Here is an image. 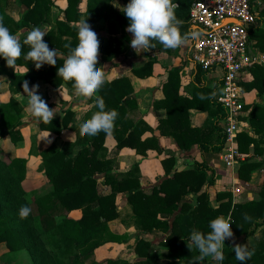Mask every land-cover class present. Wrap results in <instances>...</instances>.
Returning <instances> with one entry per match:
<instances>
[{
	"label": "trees",
	"instance_id": "trees-1",
	"mask_svg": "<svg viewBox=\"0 0 264 264\" xmlns=\"http://www.w3.org/2000/svg\"><path fill=\"white\" fill-rule=\"evenodd\" d=\"M82 0H67V7L63 12V20H58L46 36L44 42L50 49H57L63 55L56 59V66L43 65L39 70L24 56L30 50L21 39L22 55L16 61V66H24L28 74L12 72L8 76L10 91L13 95L23 92L22 84L29 82L31 88L43 81L53 88H60L67 84L73 88L72 81H63L57 76V69L63 66L64 60L78 44L77 22L86 20L92 27L102 19L106 22V29L110 34L105 42L102 35L97 34L99 52L97 67L111 63L114 58L125 52V44L118 39L122 35L128 40L126 28L130 21L123 13V9L114 6V0H88L85 12L80 9ZM126 5L130 0H122ZM26 7L22 21H17L6 12L10 7V0L0 1V17L10 33L16 35L23 28L33 29L51 22L53 0H20ZM178 7L175 9L177 19L183 21L180 27L182 35L190 34L189 13L194 0H172ZM257 4V0H251ZM258 5V4H257ZM259 6V22L252 28V38L256 46L264 53V0ZM154 48L149 51L170 49L164 48L157 41H152ZM6 61L0 58V72L8 73L4 67ZM154 61L134 69V73L147 78L153 74ZM179 68L170 71L164 85L166 97L156 101V108H165L167 117L160 120L159 129L162 135L176 140L181 150L190 151L194 146L201 152V157L192 169L174 170L175 157L169 156L162 160L166 178L151 192L144 191L141 185V170L135 165L125 172L115 168L112 160L105 156V141L108 136L101 131L95 136H82L78 144L82 148L73 157L60 150L55 144L42 151L43 167L50 188L30 200L23 187L26 177L27 159L16 157L5 158L0 149V244L6 243L8 254L25 251L32 264H83L90 260L96 251L108 242H122L126 235L112 231L110 223L120 219L123 223L134 225L138 231L151 233L157 230L169 233L164 246L168 248V264H200L198 251L190 249V235L193 229L208 234L211 229L210 221L227 214L232 217V232L237 236L248 237L264 225V183L256 198H248L245 202L234 204L230 191L219 192L217 197L221 204L214 208L211 204L210 187L217 182L216 170L208 165L205 153H220L226 144V135L219 125L226 113L217 102L214 93L204 86H199L192 99L180 96ZM253 79L242 82L245 92L256 90L264 97V66L255 65L250 70ZM133 86L127 77L114 81H107L97 92L102 97L105 111L116 110L118 117L114 122L113 138L118 149L130 148L143 157L148 150L164 153L157 137L143 139L147 131H153L142 120H136L134 115L138 111L136 100L132 97ZM209 94L211 95L209 98ZM96 102V99H95ZM214 105L215 118L210 126L196 127L191 124L190 110L195 108L212 111ZM99 111L96 104L87 114V119ZM56 115L51 123H39L43 131L60 135L70 127L74 112L71 106ZM20 103L12 97L8 103H0V138L10 137L14 143L23 139L20 127ZM240 119L248 120L255 136L245 131L237 136L240 153H254L262 156L260 161H245L236 168V176L245 182L252 179V173L264 169V105L257 103L244 107ZM87 142V144L85 143ZM227 166V165H226ZM228 167V166H227ZM230 168V167H228ZM99 176L103 184L110 188L108 194L100 192ZM127 195L130 212L118 209L116 199L118 194ZM190 194L195 195V204L186 201ZM27 205L31 212L26 219H21L19 210ZM33 205V206H31ZM82 210L83 216L78 219L69 218V213ZM250 219H245V217ZM131 221L128 222V220ZM223 249L224 260L220 264H241L236 260L232 243L225 240ZM189 246V248L187 247ZM151 243L140 240L136 252L140 257L148 258V264H154L149 257ZM254 254L244 264H264V232L256 237ZM16 256V255H14ZM67 260H65L66 258ZM107 264H129L117 260H108ZM136 264H145L142 261Z\"/></svg>",
	"mask_w": 264,
	"mask_h": 264
},
{
	"label": "crops",
	"instance_id": "crops-1",
	"mask_svg": "<svg viewBox=\"0 0 264 264\" xmlns=\"http://www.w3.org/2000/svg\"><path fill=\"white\" fill-rule=\"evenodd\" d=\"M53 1L54 5H56V7L54 6L55 9L57 8V3L55 0ZM119 2H121L119 6L114 4L113 5L122 10L125 7V4L122 0H120ZM63 3L64 7H67V0H63ZM87 7L88 0L86 3V10ZM86 10L84 9L82 11L85 12ZM58 20H63V17L57 19L55 23H45V25L48 24L52 26L47 30L46 34L54 29V26ZM101 22H103L102 24L106 25L105 20L102 19L101 21L96 23L94 28H98ZM105 28L106 26L103 27L100 32H98L102 35L104 41L107 42L109 41L110 34ZM126 34L128 36V40L123 38L120 34L116 36L125 44V52L114 58L111 63L103 64L104 66L106 65L105 77L109 82L121 77H127L130 80V83L132 84L134 89L132 97L136 100L138 105V111L134 115V117H136V120L144 121L153 129V131H147L144 134L143 139L153 136L157 137L160 146L164 150V153L160 154L157 150H148L147 156L143 157L142 155L137 154L135 150H132L130 148L118 149L116 140L112 135H108L104 145L106 148L104 154L109 160H112L115 168L120 170V172L128 171L135 165H139L141 170L142 188L144 189V191L149 193L155 186L159 185L166 178V172L162 164V160L165 157H175L174 170L176 171L192 169L195 162L198 161L201 157V152L197 148V146H194L190 151L181 150L174 138L162 135L159 129L160 120L167 117V110L165 108H156L154 106V103L156 101H161L166 97L164 92V85L167 82L170 71L174 68H179V76L181 82L179 94L180 96L189 99H192L194 97L199 86L206 87L208 90L214 93L215 97H217L220 91L222 72L219 69H216L215 72L211 73L205 72L201 69V67L197 66L192 61L190 57L191 37L186 44L181 45L175 49H170L169 51H149L148 49H146L140 50L137 53L130 46L132 34L127 31ZM101 55L102 54L99 52L98 59L101 58ZM152 60L154 61L152 76L141 78L134 73V69L142 67ZM20 69H22V67H20ZM252 79L253 77L250 72L246 75V79L244 82H250ZM35 85L39 86V95L42 94V92L48 93L45 102L50 109L56 108V115L62 113L61 111L65 110V107L68 108L69 106H71V109L74 112V116L70 127L64 130L60 135H57L52 132L41 130V128L39 127V123H37L36 120L28 112H26L27 116H25L26 119L24 121L27 122L22 121V130L23 132L26 131V133L24 134L26 139L25 141L29 140L28 138H26L27 132L36 131L39 141H41L42 139H47L49 141V145L47 146V148L55 144L60 150L65 151L68 157L75 156L82 148V144H78V142L80 141L79 139L82 138V136L80 135V125L88 120L87 114L96 104L95 99L97 97V93L92 98L88 99L86 103H82V98L75 97L74 89L70 88L67 84H63L62 87L58 89L53 88L51 85L43 81H40ZM257 95L258 93L256 91L244 92L246 105L254 103L264 105V97H261L259 95L257 97ZM40 96L42 97V95ZM210 96L211 95L209 94V98ZM255 98H257V100ZM211 109L212 111H204L195 108L191 109V124L196 127L212 125L215 118V114L213 111L215 109V106L212 105ZM219 125L221 126V122L219 123ZM242 131L255 136L248 120H244ZM84 136L89 137L90 135ZM85 143L87 144V142ZM3 155L5 158H10L6 155V153L4 154V152ZM243 155L244 158L239 162V164L248 160L260 161L263 158L262 156L254 155L253 152ZM204 158L207 161L208 165L216 170L218 176L216 184L209 188L211 204L214 208H217L221 204V201L218 200L217 197L218 193L223 191H230L229 187L231 186V183L234 184L230 191L233 194L234 204L245 202L248 198L258 197V194L254 190L247 191L245 187H255L256 181H258L259 184L262 183V180H264V169L257 170L255 173L253 172L252 179L249 182H245L240 180L235 174L236 168L239 166V164L234 168H228L221 159V152L205 153ZM41 164L43 163L41 162ZM103 179L104 178L102 176H99V182L101 184L100 192L103 194H108L110 192V188L103 184ZM186 201L194 205L195 195L190 194L186 197ZM116 204L118 206V209L120 211L122 210L124 214H126V212L128 211L130 212V207L127 203V195L125 193L118 194ZM68 216L69 218L78 220L83 216V212L80 209L74 210L70 212ZM223 217H225L226 219L230 217V222L232 223L231 214L223 215ZM129 221H131V219H129L128 222ZM110 226L113 232L121 235H126V239L119 243L108 242L104 246L100 247L96 251L95 255H98V253L102 250L107 249L109 252H111L117 246H124L125 244L129 245L131 243L130 247H128L129 251L121 252L120 257L110 258L108 260H117L121 263L129 264H136L142 261L143 263L148 264V258L140 257L136 252L138 242L140 240H144L151 243V247L149 249V258L153 260L154 264H168V262L170 261L168 257V248L164 246L169 233L163 232L161 230H157L151 233L140 232L134 225L123 223L120 219L111 222ZM263 230L264 225L259 227L254 234L248 237H237L233 233L234 236L233 238H230L229 241L233 246V240L237 244H246L248 250H252L255 247L256 237ZM189 245L192 251L195 249L198 251V249L194 245H191L190 242ZM198 254L200 255L199 251ZM107 261L105 264H107ZM200 264H220V262L212 260L211 257H205L203 260H200Z\"/></svg>",
	"mask_w": 264,
	"mask_h": 264
},
{
	"label": "clouds",
	"instance_id": "clouds-1",
	"mask_svg": "<svg viewBox=\"0 0 264 264\" xmlns=\"http://www.w3.org/2000/svg\"><path fill=\"white\" fill-rule=\"evenodd\" d=\"M178 7L172 0H130L123 8V13L130 21L126 31L132 34L130 46L137 53L140 50L154 48L152 41H157L166 49H175L187 43L190 37L195 38L196 33L180 32L183 21L177 19L175 9ZM78 44L70 51L64 60L63 66L57 69V76L63 81H72L74 96L82 98L86 103L92 98L105 83L106 77L103 67H97L99 55V40L97 34L91 29L86 20L77 22ZM46 33L39 27H34L24 39L23 44L30 50L24 59L32 61L37 70L43 65L56 66V59L63 55L57 49H50L44 42ZM22 55V45L16 35L10 33L4 25L3 17H0V58L6 61L8 68L15 69L16 61ZM38 85L29 87V82L22 84L23 93L27 97L26 111L37 123L49 124L56 116V108L50 109L47 103L38 94ZM96 106L99 111L80 125V135L95 136L103 131L111 135L114 130V122L118 117L116 110L105 111V103L102 97H96ZM50 135V134H49ZM31 212L27 205L21 206L19 216L26 219ZM245 219H250L245 217ZM230 217L219 216L210 221L211 231L204 234L195 229L190 235V243L194 245L200 255L199 259L211 257L216 262L224 260L223 249L225 240L233 238ZM236 260L244 264L250 260L253 252L249 251L246 244H237L233 240ZM189 248V246L187 245Z\"/></svg>",
	"mask_w": 264,
	"mask_h": 264
},
{
	"label": "built area",
	"instance_id": "built-area-1",
	"mask_svg": "<svg viewBox=\"0 0 264 264\" xmlns=\"http://www.w3.org/2000/svg\"><path fill=\"white\" fill-rule=\"evenodd\" d=\"M257 4L251 0H194L189 13L191 33L197 34L191 37L192 61L205 72H222L216 97L226 113L221 122L226 135L221 159L230 168L244 158L237 141L246 106L241 83L252 67L264 66V53L252 38V28L259 22Z\"/></svg>",
	"mask_w": 264,
	"mask_h": 264
},
{
	"label": "rangeland",
	"instance_id": "rangeland-1",
	"mask_svg": "<svg viewBox=\"0 0 264 264\" xmlns=\"http://www.w3.org/2000/svg\"><path fill=\"white\" fill-rule=\"evenodd\" d=\"M1 3H3V0H0ZM57 3V8L54 9L52 8L53 12L51 14V22L55 23V21L61 17H63V12L66 9L64 7L63 0H55ZM120 0H115L112 2L114 5H120L121 2ZM11 5L10 7L6 8V12L10 14L14 19L17 21H22L23 16L26 12V7H24L20 0H10ZM86 3L87 0H82L80 3V9L81 10H86ZM258 5H261V0H257ZM56 7V5H54ZM64 7V8H63ZM258 13L260 17V12H259V6H258ZM101 22L100 26L98 28H94V26L91 27V29L94 32L99 33L103 27L106 25L102 24ZM264 23V19H263ZM52 27L51 25L48 24H43L41 27H39L41 30H43L45 33L47 32L48 29ZM106 29V28H105ZM32 29L29 28H23L21 29L20 32L16 34L18 39L21 41V39L31 31ZM107 30V29H106ZM99 31V32H98ZM47 35V34H46ZM45 35V36H46ZM45 40V37H44ZM22 67V69H20ZM4 69L8 73H1L0 72V103H8L12 97H14L21 105L22 108V113L20 114V123L24 121L27 116L26 114V108H27V97L26 95L21 92L20 94L13 95L10 91V84L8 82V76L12 72L16 73H21V74H28L29 70L27 67L24 66H16L15 69L8 68L7 66L4 67ZM18 72H17V71ZM256 91V90H253ZM251 91V92H253ZM243 92H245L243 90ZM257 92V91H256ZM258 93V92H257ZM42 99L46 101L45 99L48 96L47 92H42ZM258 97V95H257ZM257 100V98H255ZM255 101V100H254ZM66 109V107H65ZM23 115V116H22ZM24 117V118H23ZM27 122V121H24ZM23 127H20L21 134L23 136V139L17 143H14L10 137H5V138H0V149L3 150L4 154L8 157L9 159H13L16 157H21L27 159V164H26V177L25 180L23 181V187L27 191V196L28 199L32 200L35 198V196L39 193L45 192L50 185L48 178L46 177L44 168L42 167L43 164V157L41 155L42 151L48 149L47 146L49 145V141L47 139H42L41 141L38 140V135L36 131H30L27 132L26 138L29 140L25 141V132H23ZM51 147V146H50ZM122 169V168H121ZM124 169V168H123ZM256 171H254L255 173ZM263 182L259 184L258 181L255 183V187H250L246 186L245 189L247 191L254 190L257 194L260 192ZM232 186H234L233 183H231V188L229 187V190L231 191ZM33 206V205H31ZM264 232L261 231V233ZM260 233V234H261ZM131 243L125 244L124 246H117L115 249H113L111 252H109L107 249L102 250L101 252L98 253V255L93 256L89 261L83 263V264H105L106 261L110 258H118L121 256V252L129 251L128 247H130ZM8 247L6 243L0 244V264H32L31 259L29 258L28 254L25 251H20L17 252L16 256H12L8 254ZM66 258V257H65ZM67 260V258L65 259Z\"/></svg>",
	"mask_w": 264,
	"mask_h": 264
}]
</instances>
